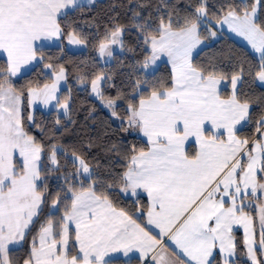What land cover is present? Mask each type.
<instances>
[{
    "label": "snow or ice",
    "instance_id": "obj_1",
    "mask_svg": "<svg viewBox=\"0 0 264 264\" xmlns=\"http://www.w3.org/2000/svg\"><path fill=\"white\" fill-rule=\"evenodd\" d=\"M69 5H76V0H0V52L7 55L0 82V264H12L10 245L25 239L45 199L40 187L44 148L24 131L18 107L20 96L11 86L5 87L7 74L16 75L23 65L36 59L37 41L61 35L57 17ZM237 7L230 6L225 22L260 53L256 79L264 82V25L255 22L254 5L251 11L246 6L241 9L242 15ZM206 15L201 5L194 16L185 18L179 31H172L171 18L167 22L161 18L155 29L158 38L152 32L145 34L144 42L151 44L152 56L146 58L144 67L149 61L155 62L159 53H167L173 68L171 85L163 90L153 87L148 99H141L138 105L129 104L128 108L129 125L138 126L151 147L131 157L122 177L123 190L131 188L135 194L142 188L147 193L148 223L160 230L161 239L151 236L124 211H117L107 195L97 193L95 182L85 185L93 175L90 165L73 153L76 171L65 177L66 182L70 178L73 183L57 192L52 201L53 209L63 203V215L54 219L50 214L41 224L24 264H111L106 259L109 253L123 250L127 255L133 249L141 257L152 253L153 264H176L168 257L166 245L162 247L165 236L179 249L174 251L179 264H213L217 247L223 264H231L229 257L236 249L231 235L233 224L244 226V243L252 264H264L256 255L257 251L264 255V207L260 209L258 247H254L252 219L243 207V199L249 195H264V156L260 155L264 154V141L257 140L245 151L249 141L238 139L235 129L248 117L249 104L241 103L235 93L221 99L217 86L223 75L212 66L192 64L193 49L201 43L198 24ZM137 27L144 29L147 25ZM122 31L117 25L110 39L106 36V42L99 44L102 56L112 55L109 43H117ZM69 39L70 43H83L76 34H70ZM243 71L241 68L240 73ZM63 72L61 68L57 82ZM101 79L97 76L91 82L98 96ZM231 79L235 89L240 74ZM55 90L56 82L43 89H31L29 95L33 99L44 96L47 103L55 99ZM113 105L114 101L108 100L106 106ZM62 107L67 109L68 105ZM220 129L226 131V140L221 138L223 133L218 134ZM262 129L264 119L258 122L257 131ZM189 137L199 145L191 158L184 148ZM49 160L58 164L55 146ZM82 174L84 179L77 188L74 182ZM229 201L230 206L225 207ZM158 248L162 250L158 252Z\"/></svg>",
    "mask_w": 264,
    "mask_h": 264
},
{
    "label": "trees",
    "instance_id": "obj_2",
    "mask_svg": "<svg viewBox=\"0 0 264 264\" xmlns=\"http://www.w3.org/2000/svg\"><path fill=\"white\" fill-rule=\"evenodd\" d=\"M203 5L207 10V17L211 22H217L230 10V6L237 7V11L245 6L249 10L253 0H98L87 5H80L57 19L61 28V44L54 47L39 48L37 55L40 60L26 73L11 77L5 85L11 86L21 96V124L24 131L40 143L44 152L41 158L40 187L45 191V199L41 204L38 216L30 226L21 246L12 248L10 259L12 264H24L28 258L32 238L37 235L41 224L49 218L63 215L64 205L60 203L52 210L55 194L61 189H67L73 183L65 177L76 171L72 161L73 153L84 158L92 171L91 180L85 185L95 182L97 193L103 192L108 196L112 205L145 227V212L148 207L144 197L128 198L122 195L124 184L122 177L130 164L131 157L140 150H146L148 144L136 134H126L125 122L130 113L129 104L138 105L142 98L151 95L153 87L163 90L171 85V68L162 62L152 73L146 74L142 70L146 58L150 56L148 44L144 42L147 32L158 36L155 29L160 19L165 22L171 18L172 29H180L185 18L195 15L196 8ZM257 24L264 25V0H260ZM119 25L122 27L121 50L113 53L112 60L102 64L96 50L105 37ZM137 25H147L138 28ZM70 33L76 34L86 47L82 51L71 52L64 47V39ZM199 34L207 38L203 28ZM63 44V45H62ZM258 59L247 47L222 33L219 39L200 49L193 57L192 64L197 67H214L223 75L227 82L220 95L231 96L230 81L234 74H240V82L235 90L237 99L250 105L248 119L243 128L236 135L250 140L257 133L258 122L264 119V86L256 83V72L259 70ZM49 65L51 71L64 69L66 87L60 91L61 99H68V113L58 115L56 110L43 112L35 110L32 123L28 121V91L41 87L51 80L45 74L43 67ZM7 67V61L0 57V82ZM243 68V73L240 69ZM104 75L101 88L102 98L115 102L116 120L101 106L99 101L90 96V84L97 76ZM147 81L148 83H144ZM139 82V87L137 86ZM59 121V122H57ZM53 146L56 151L58 164H49V155ZM187 154L193 156L194 146L190 145ZM84 179L82 174L75 181L77 188ZM63 196V192H61ZM244 200V209L252 220L255 211L248 208L250 197ZM236 249L231 264H249L245 259V246L242 233H233ZM74 243L73 237L69 241L70 247ZM111 264H140L138 260H114ZM213 264H220L219 259Z\"/></svg>",
    "mask_w": 264,
    "mask_h": 264
},
{
    "label": "rangeland",
    "instance_id": "obj_3",
    "mask_svg": "<svg viewBox=\"0 0 264 264\" xmlns=\"http://www.w3.org/2000/svg\"><path fill=\"white\" fill-rule=\"evenodd\" d=\"M259 2H260V0H253V5L256 8V14H255L254 20H255V18L257 16ZM251 10H252V7L248 11H251ZM239 14L242 15L243 13H239ZM226 15H227V13L224 14L221 17V19L219 21H217V22H211L208 19L207 15L205 17L201 18V21L198 24L197 31L199 32L200 28H203L207 38L205 39V38L201 37L200 34H199V39H200L201 43L198 44L193 49L192 53H196L201 48L210 45L211 43H213L214 41L219 39L220 36L222 35V33L224 32L227 35H229L231 38L236 40L237 42H239L242 45H244L245 47H247L258 59H260V53L256 52L252 48V46L248 42V40L244 36L239 35L236 31H233L232 27H230V24L228 22H225V16ZM213 32L215 33V35H212ZM70 34H73V33H70ZM70 34H68L66 36V38L64 39V47H65V49L69 50L71 52H77V51L84 50L85 47H86L84 42L80 43V44L70 43V39H69ZM121 37H122V32H121V34H120V36L118 38V42L117 43H115V44L109 43V48L112 51V55H113V53L120 52V50H121V47H120L121 46ZM109 39H110V37H109ZM60 44H61V42H59L58 45H60ZM148 48L151 49V44L150 45L148 44ZM96 53H97V56H98V58H99V60H100V62L102 64H107V63H109L112 60V55L111 56H108V55H103L102 56L99 53V47L97 48ZM36 56H37L36 57V62L38 63L40 58H39L38 55H36ZM165 59L171 62V60L168 57L167 53H159L158 57L155 60V62L149 61L147 67H144V65H143L141 68H142V70H144V73H146V74L152 73V71H154L153 69H154V67H156L157 63L160 62V61H165ZM35 63H33L31 65L25 64L21 68H24V69L27 68L25 70V73H26L27 71H29V69L31 67H33L35 65ZM60 69H58V70L53 72V71H51V67L49 65H45L43 67V70H44L45 74L51 76V80L48 83H46L43 86H41V87L31 88V89L39 90V89H43L45 85L51 86L54 82H56V90L54 92L55 99H49L47 101V103H45L44 96H40L37 99H33L29 95V91L31 90V89H29V91H28V109H29L28 121L30 123H32V121H33L35 110H41L43 112H49L51 110H56V113L58 115H62V116H66L67 115L68 107H67V109H65L64 107H62V105H64V104L68 105V99H61L60 98V91L66 87L65 72H63V78L60 79L58 82L56 81V77L60 73ZM100 76L103 77V79L100 80L99 85H98L99 91L101 93V88H102V84L104 83L105 76L104 75H100ZM239 82H240V79L237 81L236 86L239 84ZM258 82L262 83V85H264V82H261L259 80H258ZM236 86H235V88H236ZM5 87H8V85L7 86L5 85ZM231 89H233L232 80H231ZM16 95L20 96L17 93H16ZM90 96L92 98L96 99L97 101H99L101 106L106 110L107 113L110 114V116L112 117L113 120L117 119L116 113H115V115H113V112H115V110H114L115 102H114L113 107H111V108L107 107L106 105H107L108 100H112V99L102 98L101 95L98 96L92 90V83L90 84ZM18 107H19V115H20V120H21V97H20V101H19ZM55 149H56V151H58L59 147H55ZM72 159H73V156H72ZM49 164L51 166H55V165H53L51 163V161H49ZM251 200L252 199H250V201L247 203V204H249L248 208L253 209L255 211V218L252 220L251 231H252L253 239L255 241L254 247H258L259 246V240H260V231H261V227H260V215H261V212H260V209H261V207H264V196L261 199H258V200L256 198H254L253 201H251ZM52 210H54L53 206H52ZM242 239H243V242H244L245 241L244 228L242 230ZM244 246H245V252H246L245 253L246 254L245 255V259L248 261L249 264H252V261H251L249 255H248L247 246L245 245V243H244ZM256 255H257V259L258 260H264V255H261L260 252L257 251Z\"/></svg>",
    "mask_w": 264,
    "mask_h": 264
},
{
    "label": "crops",
    "instance_id": "obj_4",
    "mask_svg": "<svg viewBox=\"0 0 264 264\" xmlns=\"http://www.w3.org/2000/svg\"><path fill=\"white\" fill-rule=\"evenodd\" d=\"M95 1H98V0H76V5H69L67 8H64L61 10V13L58 15L57 19L64 15L66 12H69L70 10L80 6V5H87V4H91V3H94ZM172 31H179V29H172ZM198 32V31H197ZM198 35H199V32H198ZM158 38V36H157ZM60 36L59 37H53L51 39H43V40H40V41H37L36 42V45H37V48H44V47H54V46H58L59 42H60ZM150 45V43H148ZM202 49V48H201ZM150 50V56H152V49H149ZM197 53V52H196ZM196 53H192V57L196 54ZM0 57L4 58L6 61H7V55L5 53H2L0 52ZM37 57V56H36ZM36 62V59L30 61L29 63H27V65H31L33 63ZM162 62H165L167 63L170 68H171V75H173V68H172V63L168 60L165 59V61H160L157 63L156 67L162 63ZM37 63V62H36ZM35 63V64H36ZM156 67H154L153 70L156 69ZM27 68H21L20 71L16 74V75H11V74H8L10 75L11 77H18L22 74L25 73V70ZM144 71V70H143ZM256 82L258 85H261V86H264L262 85V83H259L258 82V79H256ZM7 86V85H6ZM227 86V82L222 79L221 80V83L217 86L218 87V91L219 93L221 92V90ZM238 86V85H237ZM236 86V88H237ZM229 87H230V92H231V96L233 95V93H235V90L234 89H231V81H230V84H229ZM16 94V92H15ZM18 94V93H17ZM231 96L229 97H221V99H229ZM21 97V96H20ZM150 96L146 97V98H142V99H148ZM141 100V99H140ZM139 100V101H140ZM242 103V102H241ZM139 104V102H138ZM249 111H250V105H249ZM247 119L248 117H246L245 120L241 121L239 124L236 125V129H235V134L238 130H240L241 128L244 127V125L246 124L247 122ZM125 133L126 134H136L138 136H140L147 144H148V148L144 151H148L151 147L149 141H148V137L144 135V133L140 130V128L138 126H130L129 125V122H128V118L126 119V122H125ZM206 127L208 128H211V125L210 124H206ZM213 131H217L215 129H213ZM262 132H264V129L261 130V132H258L255 134V136L253 138H251L249 140V143L248 145L245 146V151L247 150H250L251 148H253L255 146V142L257 140H260V141H264V134H262ZM219 133H223V136L221 137L222 139H227V133L224 129H220L218 130V134ZM236 137L240 140H245L244 138H241L239 136L236 135ZM190 145H193L194 146V154L196 153V151L199 150V145L198 143L196 142L195 138L194 137H189V139L185 142V145H184V148H185V152L187 154V149ZM139 153V152H138ZM138 153L134 154V155H137ZM253 155H257V153L253 152ZM262 156H264V154H260ZM191 158V156H189ZM244 162L246 163L247 162V156L245 155L244 156ZM130 164H131V160H130ZM129 164V165H130ZM129 167V166H128ZM128 170V168L126 169V171ZM125 171V172H126ZM259 174V173H258ZM125 187V185L123 184L122 188H121V193L123 196L125 197H128V198H137V197H144L146 200H147V203H148V206H149V197L147 195V193L142 189V188H138L136 189V193L133 194L131 188H128L126 191L123 190ZM250 192V190H249ZM264 195H261L259 193H257L256 196H251L249 195L248 197H250V199H252L251 201L254 200V198H256L257 200L258 199H261ZM226 200H228V198L226 197L225 198ZM241 201L238 199L237 200V204L240 205ZM243 205H244V200H243ZM113 206V205H112ZM230 206V201L229 203H226L225 204V207H229ZM41 207V205H40ZM114 207V206H113ZM115 208V207H114ZM40 209V208H39ZM117 211H121L120 209L116 208ZM147 210H148V207H147ZM147 210L145 212V227L140 225L136 219H134L132 217L133 220L136 221L137 224L140 225V227L144 228L145 231H147L151 236H154L156 237L157 239H161L160 237V230L154 225V224H149L148 223V216H147ZM245 211V209H244ZM245 213L250 217V215L248 214V212L245 211ZM128 215V214H127ZM35 218V217H34ZM252 219V218H251ZM74 227V226H73ZM244 226L242 224H233L232 225V238H233V242L235 243V239H234V236H233V233L236 231V230H239L241 231L242 233V230H243ZM73 240H74V236H73ZM23 243V241H20L18 245H15V246H12L10 245V249L12 248H16V247H19L21 246ZM167 247V255L168 257L170 258V260H175L176 261V264H179V258L177 256L174 255V251L175 252H178L179 249H176L175 245L168 239L167 236L163 237V244H162V247L165 246ZM162 248H158L157 251H161ZM214 254H215V257L217 256V258L219 259L220 261V264H223V257H222V254L219 253V248L217 247V249L214 250ZM235 257V253L233 256L229 257V260H233ZM106 259H110L111 261H114V260H122V261H130V260H138L140 264H153V261H152V253H149L146 257H141V254L139 251L133 249L132 251L128 252L127 255L124 254L123 250H120V251H117V252H111L109 253V255L106 257ZM184 259H187L186 257Z\"/></svg>",
    "mask_w": 264,
    "mask_h": 264
}]
</instances>
